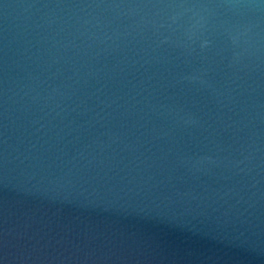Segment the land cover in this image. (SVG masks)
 Returning <instances> with one entry per match:
<instances>
[{"label":"water","instance_id":"95a60500","mask_svg":"<svg viewBox=\"0 0 264 264\" xmlns=\"http://www.w3.org/2000/svg\"><path fill=\"white\" fill-rule=\"evenodd\" d=\"M0 264H264V0H0Z\"/></svg>","mask_w":264,"mask_h":264}]
</instances>
